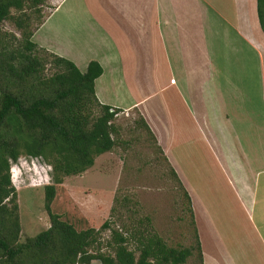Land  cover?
<instances>
[{
  "label": "crops",
  "instance_id": "obj_1",
  "mask_svg": "<svg viewBox=\"0 0 264 264\" xmlns=\"http://www.w3.org/2000/svg\"><path fill=\"white\" fill-rule=\"evenodd\" d=\"M68 1L62 0L56 10L60 7V13L72 14L65 7ZM83 4L74 10V16L76 25L89 24V59L74 54L70 60L43 37L46 42L34 43L80 70V66L87 70L91 62L102 67L103 75L95 82L98 101L123 112L138 110L186 188L197 221L208 219V207L199 201L176 151L185 146L190 152L187 141H193L196 151L214 157L218 149L227 151L222 155L228 157L217 155V163L221 170L229 171L230 182L240 189L251 230L247 238L242 231L232 230L227 236L229 247L224 231L210 230L205 236L213 233L216 249L212 250L208 244L213 243L200 230L203 264H264V132L248 138V144L245 138V145L239 136H228L231 126L224 95L240 84L241 90L252 92L253 86L251 90L245 86V71L238 68L247 59L243 54L248 49L258 60L264 102V33L257 0H87ZM62 35L65 31H60ZM128 78L133 89L127 85ZM144 78L145 85L140 82ZM224 85H232L231 90H224ZM216 125L227 131L223 133L224 149L216 141L212 129ZM258 143L260 150L255 149ZM240 173L244 175L238 177Z\"/></svg>",
  "mask_w": 264,
  "mask_h": 264
},
{
  "label": "rangeland",
  "instance_id": "obj_2",
  "mask_svg": "<svg viewBox=\"0 0 264 264\" xmlns=\"http://www.w3.org/2000/svg\"><path fill=\"white\" fill-rule=\"evenodd\" d=\"M61 3L62 0H43L39 7H34L24 14L27 15L26 21L30 23L32 33H36L40 24L42 22L44 24L49 18L47 25L45 24L42 31L37 33L36 39L31 38V40L37 43L49 40V45L61 52L62 56L73 60L74 54L77 56L84 54L86 61L90 58L86 53L91 48L87 35L89 24L76 25L74 10L82 8L87 0H69L65 7L68 6L72 14L63 12L64 10L60 13L62 9L60 7L56 10ZM11 13L13 17L20 16L14 10ZM60 31H65V35L60 36ZM0 33L6 41H9V49L13 50L12 52L24 47L23 30H20L12 20L0 24ZM42 37L46 41H43ZM82 41L85 43L81 44ZM243 55H247V59L241 61L238 68L245 71V78L248 81L245 86H250V90L253 86L252 92L247 89L241 90L240 84L234 88V92H224V95L225 113L229 116L231 126L229 130L231 133L228 136L233 134L239 136L245 145V138L248 144V138H258L261 130L264 132V102H262L258 60L248 49ZM38 56L40 63L37 66V75L45 81L58 70L54 64L55 57L42 49L38 52ZM80 68L81 73H86L84 66ZM140 82L145 85L147 81L144 78V81L140 79ZM6 84V79L0 77V87L4 88ZM127 85L133 89L130 78L127 79ZM38 88L41 90V86ZM226 88L231 90L232 85H224V90ZM25 90L28 94L38 93L37 89L32 90L28 85L25 86ZM92 110L96 116L101 109L93 104ZM143 122L145 120L138 110L130 112L119 110L113 122L116 130V134L113 135L116 141L115 147L112 151L96 157L93 167L85 173L65 177L63 184L55 186L52 212L78 231L101 230L108 220H112L115 223L113 227L118 229L119 218L126 223L128 219L134 217L145 222L149 221L152 231L169 247L194 249L193 256L186 264H200V254L195 250L197 236L200 241V230L206 241L211 240V242L213 233L210 237H206V233L210 230L224 231L227 247H229L227 236L232 234V230H237L239 233L242 231L244 237L249 235L251 226L248 220L250 219L241 205L240 189L235 188L230 182L229 171L220 169L221 164L219 165L217 158V155L221 159L228 157L229 155H222L224 152L227 154V151L221 153L218 149L214 157L213 153L208 155L204 150L196 151L193 141H187L188 147H186L190 152L185 151V146L179 147L176 151L182 169L185 166V170L188 171L187 174L199 201H204L208 207V219L205 216L206 221L199 218L197 221L193 210H190L186 188L179 181L180 179L177 180L174 176L173 168L164 152H161L162 149L160 150L158 142L154 141L151 130L149 131ZM217 127L218 125L212 129L215 130V136L218 138L216 141H219L224 149L226 142L223 140V133L227 131H221V128L217 129ZM252 142L255 144L257 140ZM249 147L252 148L251 145ZM260 148L261 144H256L255 149L260 150ZM242 151H245V146ZM11 168L12 186L17 191L16 205L20 223L18 241L24 244L51 227L49 212L45 207V188L54 185L53 168L44 158H34L25 154H22L16 163H11ZM244 173L238 174V177L243 176ZM197 204H199L198 200ZM7 205L9 208L14 207V204L8 201ZM116 207L117 211L114 217H111L112 210ZM111 237V230L108 229L102 231L98 237L97 245L100 246L103 254L113 255V250L109 247ZM208 245V250L216 249L214 243ZM91 264L101 263L94 260Z\"/></svg>",
  "mask_w": 264,
  "mask_h": 264
},
{
  "label": "trees",
  "instance_id": "obj_3",
  "mask_svg": "<svg viewBox=\"0 0 264 264\" xmlns=\"http://www.w3.org/2000/svg\"><path fill=\"white\" fill-rule=\"evenodd\" d=\"M42 2L0 0V24L12 20L23 30L24 44L12 52L9 41L0 33V77L7 81L4 88L0 87V263L91 264L98 260L101 264H186L194 249L169 247L152 231L149 221L134 217L126 223L119 218L118 229L113 227L112 220H108L101 230L78 231L52 212L55 186L63 184L65 177L85 173L93 167L96 157L115 147L113 122L119 110L102 105L96 97L95 82L103 75L97 62H91L83 74L73 62L51 53L55 57L57 72L45 81L37 75L38 52L41 49L50 52L31 40L35 33L30 30L32 27L24 14ZM12 10L20 16L13 17ZM257 13L264 33V0H257ZM26 85L32 90L37 89L38 93L28 94ZM93 104L101 109L96 116ZM22 154L44 158L53 168L54 180V185L45 188V207L51 227L24 244L18 241L17 191L10 176L11 163H16ZM173 174L179 180L174 170ZM186 196L192 211L187 192ZM7 201L14 207L9 208ZM116 211L117 207L113 208L111 217ZM107 229L112 233L109 247L113 255L103 254L97 245L99 235ZM131 246L135 248L131 249ZM195 250L200 254V264H203L198 236Z\"/></svg>",
  "mask_w": 264,
  "mask_h": 264
}]
</instances>
